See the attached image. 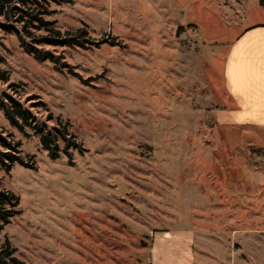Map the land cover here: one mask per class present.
<instances>
[{"label": "rangeland", "instance_id": "obj_1", "mask_svg": "<svg viewBox=\"0 0 264 264\" xmlns=\"http://www.w3.org/2000/svg\"><path fill=\"white\" fill-rule=\"evenodd\" d=\"M48 9L50 27L87 35L80 47L38 44L57 61L39 62L0 19L8 75L0 98L49 129L69 123L81 150L50 159L0 109V154L29 165L0 164V189L19 198L20 211L0 243L25 264H174L183 242L156 254L152 238L188 230L199 234L188 243L194 264H264V132L216 120L228 105L232 44L264 24L259 0H70Z\"/></svg>", "mask_w": 264, "mask_h": 264}, {"label": "trees", "instance_id": "obj_2", "mask_svg": "<svg viewBox=\"0 0 264 264\" xmlns=\"http://www.w3.org/2000/svg\"><path fill=\"white\" fill-rule=\"evenodd\" d=\"M69 2L70 0H0V19L4 22L1 24V28L7 33L15 34L19 39L20 46L35 60L55 63V57L48 51L38 49V44L80 47L79 40H83L87 35L83 29L74 33L68 31L62 33L60 30L50 27L52 23L46 20L45 17L53 13L48 9L51 3L60 5ZM259 5L264 8V0H259ZM31 27L44 30L47 35H41L39 39H35L30 31ZM3 61L4 59L0 56V63ZM0 80L8 81V75L1 70ZM0 109L13 128L22 134H26L29 130L34 136H37L40 145L50 159L56 160L61 154L68 155L71 149L81 150V143L69 130V123L58 124L57 128L49 129L44 124L39 123L31 111L22 103L7 96H4V99L0 98ZM1 142L6 150L14 148L5 141ZM14 163L29 167L23 159L16 157L11 152L0 154V164L6 171H9ZM18 205L19 198L15 194L0 189V232L5 225L11 222L12 218L19 214ZM14 253L15 249L10 247L7 240L0 243V264H25L17 259Z\"/></svg>", "mask_w": 264, "mask_h": 264}, {"label": "crops", "instance_id": "obj_3", "mask_svg": "<svg viewBox=\"0 0 264 264\" xmlns=\"http://www.w3.org/2000/svg\"><path fill=\"white\" fill-rule=\"evenodd\" d=\"M263 25L256 24L244 28L232 44L222 75L228 105L222 106L216 112L217 124L221 127L249 128L264 132ZM160 233L153 236L151 241V249L154 253L158 254L160 246L168 242H183L179 262L174 264H194V245L190 250L188 243H196V236H199L197 232L191 233L185 230L181 234ZM150 262L154 264L151 259Z\"/></svg>", "mask_w": 264, "mask_h": 264}]
</instances>
